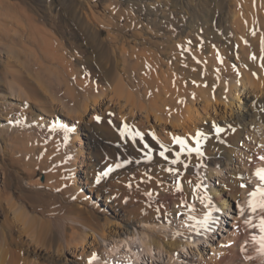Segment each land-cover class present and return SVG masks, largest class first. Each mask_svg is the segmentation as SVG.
Here are the masks:
<instances>
[{"label":"rangeland","instance_id":"1","mask_svg":"<svg viewBox=\"0 0 264 264\" xmlns=\"http://www.w3.org/2000/svg\"><path fill=\"white\" fill-rule=\"evenodd\" d=\"M158 2L173 5L174 10H160L159 19L166 20L167 17V22L161 25L162 28H153L149 26L148 20L154 16L151 14L153 4ZM7 4H10V8L6 7ZM217 4L222 5V9ZM234 9L238 11L236 18L242 26L244 23L259 25L257 30L252 28L248 32L252 38L258 39L261 28L264 27V0H0V115L10 114L15 118L12 125L8 124L9 121L0 119V229L6 226L7 218L13 222L15 214L18 216L26 209L23 213L26 215L27 212V217H35L37 221L33 222L34 228L44 222L46 230L51 233L59 220H62L68 226V233H92L89 227L68 219L79 216L90 220L87 212L79 211L92 209L96 210L98 220L90 221V226L109 234L121 221L120 206L133 201L135 191L143 196L141 202L151 197L149 194H182L184 197L182 196L181 206L178 208L180 213L171 217L166 214L171 209V204L160 200L155 202L156 199L153 202L155 211L162 212L163 219L168 220L165 224L136 222L134 230L140 236L122 234L104 239L98 234L96 238L89 234L88 241L93 243L84 244L79 248L78 254L68 253V258L80 259V262L84 261L86 264H212L214 256L221 254L222 248H228L233 238L243 231L247 237L246 249L264 264L260 241L264 233L258 227L264 213L259 210L252 213L248 203L250 199H256L250 196L259 184L254 175L255 169L264 168V161L259 159L264 156V121L262 124L259 122L255 126L250 125L249 130L242 134L243 139L239 137L241 141L236 139V135L232 137H235L234 140H221L213 135L199 138V145L194 138L200 126L190 122L191 129L184 133L185 137L182 139L186 141L188 148L199 147L200 153L187 150L181 152L180 145L170 153L161 148V140L171 141L170 145H173V137H179L181 130L171 122L162 123L152 114L147 117L144 111L131 108L126 97L121 98L114 92L115 83L110 81L115 74L116 77L121 76L126 80L124 83L127 89L137 100L145 105L149 104L148 106H151L150 102L160 98L168 99L169 105L160 110L165 112L163 116L168 111L183 113L185 106H192L191 102H182V98L178 99L175 95L168 97L160 93L157 97L152 92L153 84L146 93V84L150 86L154 78L162 84L166 83L167 88L175 85L174 81H170L172 73L167 71L168 58L162 51L167 46L165 40L169 37L160 36L164 33L173 35V40L181 47L192 46L193 41L202 42L203 36L212 38L211 33L218 30L226 33L230 30L228 34L234 37L235 28L231 25V21H234L231 15ZM218 17L222 19L218 20ZM190 19L193 20L194 27L188 28L186 23ZM36 28L39 29V34L34 32L37 31ZM109 35L119 39L116 41ZM249 38L252 39L248 37L245 44L251 46ZM216 40H213L215 45ZM239 47L241 45L236 43L235 49ZM195 49L193 46V50ZM231 63L237 66L235 61L232 60ZM71 67L73 69L69 71ZM245 68H250L251 76L254 74L252 77L258 89L263 88L264 64L257 70L247 65ZM41 70L46 75L38 73ZM172 72L178 74L176 71ZM21 77L26 81H33L38 92L34 94L20 84ZM129 79L132 81H128ZM200 84L203 83L196 87L197 92L194 91L193 96L198 98L194 108L199 109L200 117H203L207 112L202 109L204 94ZM204 85L215 96L209 84ZM21 86L25 91L20 90ZM188 87L192 92L194 87ZM11 93L18 94L22 101L15 102L9 98ZM258 95L264 99L263 92ZM33 96L39 98L44 107L55 111L57 116L52 115L51 118L38 110L29 101ZM94 98L100 102L97 106L93 104ZM87 103L89 108L95 106V109L87 111ZM235 105L232 108H239V104ZM224 107H221L222 110ZM262 107L263 105H259L256 109V117L262 115L264 120ZM240 110H244L243 104ZM215 114L216 112L211 111L210 117ZM96 117L100 119L97 120ZM73 125L76 134L73 133ZM162 151L164 156L160 155ZM92 185L98 192L111 194L119 185L126 192L125 195L118 194V204L111 206L110 202L97 200L96 194L89 191V186ZM217 191L226 192L223 204L215 198ZM179 198L181 197L178 196ZM208 212L212 213L211 219L205 224ZM212 223L215 226L213 233L205 234ZM23 226H15L13 231L27 247L31 231L24 232ZM198 229L202 233L196 232ZM150 234L154 239H182L185 247H179L171 254L167 247L149 245L154 240ZM96 241L104 246L101 252L97 246H93ZM117 241L121 246L114 251L110 247ZM140 242L143 243L142 246ZM126 243H129V247ZM39 248L46 257L55 261L61 258L52 249ZM138 252H142V256L135 260ZM149 252H153L151 258ZM22 256L32 258L38 264L51 263L47 258L25 250H22Z\"/></svg>","mask_w":264,"mask_h":264},{"label":"bare ground","instance_id":"2","mask_svg":"<svg viewBox=\"0 0 264 264\" xmlns=\"http://www.w3.org/2000/svg\"><path fill=\"white\" fill-rule=\"evenodd\" d=\"M218 4H220V3H218ZM7 6H9V8H10V4L9 5L7 4L6 7ZM172 6L173 5H170L168 3H163V2H158V3L153 4V7L151 8L153 11L151 10V12H152L151 14H153L154 16H151L149 18V20H148L149 26H151L153 28H154V26L156 28H158V27L162 28L161 25L167 22V17H165L166 20H160L158 12L160 10H162V9H167L169 11H173L174 9H172ZM175 6H177L176 3H175ZM218 6H219L220 9H222V5H218ZM237 13H238V11L236 9L232 10V14L231 15H232V18L234 19V21L233 20L231 21L232 22L231 25L233 26V28H235L234 29V35H235L234 37L231 36L230 34H228L230 32L229 29H228L229 32H227V33H226V31L219 32V30H218V32H215V33L212 32L211 33L213 39L210 36H207V38L203 36L202 37L203 41L200 40L202 42H198L197 43V42L193 41L192 43H194V45L189 46V47L183 45L181 47L179 45V43H176V41L173 40V37H172L173 35H171V34L168 35V34L164 33L163 35L160 36V37H169V38H167L165 40V45L167 44V46H165V48L162 49V51L167 55L166 56L168 58L167 71H171L172 78H171L170 81H172V82L174 81L175 85H174V87L172 86L173 88H167L166 83L162 84L161 81H158V80H156L154 78V80L151 82L150 86L148 84H146V86H145L146 87L145 88L146 89V93L151 90L152 84H153V88H152L153 91L152 92L157 97H159L160 93L161 94H165L168 97H170V96L172 97L173 95H175V96H178V99L182 98V102L185 101V100L191 102L192 106H185V109H184L183 113L175 114V113H172L171 111H168V112H166V116H163V114L165 112H161L160 110H161V108H166L169 105V104L167 105L168 99L167 100H165V99L161 100V98H160L158 100H155L154 102L153 101L150 102L151 106H148L149 104L145 105L141 101L137 100L135 95L133 93H131L130 90L127 89V87H126V85L124 83V81H126V80L124 78H122L121 76H117L116 77V74H115V76H111V79H110V81H114V83H115V87L116 88H115L114 92L121 98L122 97H126L125 100H126L127 103H129L131 105V108L139 109V110L144 111L147 114L146 115L147 117L152 114L154 116V118H156L158 121H160L162 123L171 122L174 125H176V127L181 130V133H180L181 137L179 136V138H181V139L185 137L184 133L190 131V129H191L190 128V122H192V123H194V125L200 126L199 127V133H203L202 137H204V138L205 137H212L213 135L214 136L217 135L218 137H220L221 140H222V138L229 140L234 135H236L237 136L236 139L239 140L240 139L239 137H241L242 134L244 135V133L249 130L250 125L251 126L252 125L255 126L259 122L261 123L262 121H264L263 118H261L262 115H261V117H256V112H257L256 109H258V106L259 105H263V107H264V99H261L262 97H260V98L258 97L259 96L258 94H260L262 92L264 94V87L262 85L261 87H263V88L259 87V89H258V85L254 84V80L255 79L252 77L254 74L252 73V76H251L250 71H249L250 68L249 69L245 68V65H247V66H250L251 68H253V70L254 69L257 70L264 64V46H263L264 45V37H263L264 36V27L261 28V34L259 35L258 39H256L255 37L252 38V35H248V32L249 31L251 32L253 30L252 28H254V30H257L259 25L255 24V25L252 26L249 23H244V25L242 26L241 24H239L240 22L237 19L238 18L237 17ZM217 19L219 20V19H222V18L218 17ZM111 21H113V20H111ZM192 21L193 20L190 19L189 23L188 22L186 23L188 28L194 27V25L192 24ZM214 21H216V20H214ZM108 22H110V21H108ZM117 23H118V21H117ZM229 24H230V22H229ZM242 24H243V22H242ZM246 24H248V25H246ZM121 26L122 25H121V22H120V27ZM33 27L35 28V25ZM36 29H37V31L34 30V32L36 34H39V29L38 28H36ZM116 34L118 35V33H116ZM231 34H232V31H231ZM110 37H113L116 41L119 39L118 37H115V36H110ZM248 37L252 38V39L249 38L251 40V42H252L251 46H248V45L245 44V40L248 39ZM45 39H46V37H45ZM214 39L215 40L217 39L219 41V44H217L218 41L216 40L217 43L215 45L214 42H213ZM45 41H47V40H45ZM236 43L240 44L241 47H239L238 49H235L236 48ZM44 44H46V43H44ZM112 45H113V43H111V46ZM193 46L196 47L195 50H193ZM124 51L125 50H123L122 52H124ZM232 60L235 61V63H237V66H235L234 64L231 63ZM66 65H67V63H66ZM71 69H73V68L72 67L69 68V71ZM42 70L38 71V73L39 72L42 73L43 72ZM163 71L164 70H162L161 72H163ZM172 71H176L178 74H174ZM36 73H37V71H36ZM43 74L44 73H42L41 75L43 76ZM259 74L261 75V73H259ZM44 75H46V73ZM21 78L22 79H20V80H22V81L20 82V84L22 83V85L25 86V88L26 87L29 88L31 90V92H33L34 94L38 92V88H37L36 84L33 81H26L27 79L25 80V79H23V77H21ZM191 79H195L197 81H191ZM128 81H132V80L129 79ZM256 82H258V81H256ZM67 83H68V81H67ZM83 83L84 82H82V84ZM199 83H203L202 85L200 84L202 86V92L204 94L203 101L201 100V103L204 104L202 109L207 112V114L204 115L203 117H200V112H199L200 110L194 108L195 105H196L195 101L198 102V98H197V96H193V95L195 94L194 91H195L196 87H199L198 86ZM204 83L209 84V86L213 89V92H215V96L208 89H206V87H204L205 86ZM262 84H264V82ZM188 85L194 87L192 92H190L191 88H189ZM23 86H21L20 90L25 91L23 89ZM99 89H101V88H99ZM195 92H197V91H195ZM98 95H99V93H98ZM9 98L14 100L15 102L22 101L21 98L19 97V95L18 94L15 95L14 93H11L9 95ZM29 101H31L34 105H36L38 110L42 111L43 114H45V115H47L49 117H51L52 115L53 116L54 115L57 116L56 115L57 113L54 114L55 111H52L51 108L48 109V108L44 107V104L42 103V101L39 98H37L36 96L35 97L33 96V98L31 97L29 99ZM10 103H12V102H10ZM99 103L100 102H98L96 100V98L93 99V104L95 106H97ZM12 104H14V103H12ZM63 104H62V106H63ZM235 104H239V108H237V109L232 108L233 106H236ZM242 104H243V108H244L245 111L244 110L243 111L240 110L242 108ZM74 106H76V105H74ZM89 106H88V103H87V105H85L87 111L88 110L91 111V109H95V106L91 107V108H89ZM222 106H225L224 110H222L223 109V108H221ZM170 108H171V106H170ZM229 108H230V111H229ZM218 110H219V112H218ZM211 111L216 112V114L213 117L212 116L210 117ZM169 113H171L170 116H169ZM9 115L10 114H7V115L1 114L0 115V119H3L5 121H9L8 124L12 125L15 122V118H13V116L11 117ZM26 118H28V116ZM50 120H52V119H50ZM262 123H264V122H262ZM9 127H11V126H9ZM216 127L221 128L223 131H221L220 133H216V131H215ZM87 128H88V126H87ZM72 129H73V133L76 134L77 131H75L74 125H73ZM259 130H258V132H259L258 134L261 133ZM173 139H174V137H173ZM234 139H235V137L232 138V140H234ZM260 139H262V138H260ZM151 140H152V138H151ZM195 141H196V139H195ZM239 141H241V140H239ZM162 142H166V143H163V145L166 146L165 148L168 149V152H170V153H172L173 148H175V147H177L179 145L178 143L170 145L171 141H168V140H161V144H162ZM230 142H232V141H230ZM224 144L227 145V143H225V142H224ZM230 144H232V143H230ZM228 146L231 147V145H229V144H228ZM233 148L235 149L236 147L234 146ZM222 149H224V148L222 147ZM207 151H206V153H208ZM233 152H235V150H233ZM228 154H230V153H228ZM214 156H216V155H214ZM75 160L77 161V158H75ZM226 161H228V160H226ZM259 162H257V163H259ZM216 163H218V162H216ZM218 168H220V167H218ZM185 174H187V173H185ZM95 177H97V176H95ZM253 177L255 178V176H253ZM207 178H209V177H207ZM191 179H193V178H191ZM84 183H86V182H84ZM128 183L129 182H127V184ZM162 184H164V183L162 182ZM119 186H118V188L116 190L117 193H116V191L114 193H111V194L100 192V191L98 192V191H96V187H94L93 185L89 186V191L91 193H93V194H96L97 200H99V201H107L108 203L110 202V205L112 206V205H115L116 203L118 204V202H119L118 201V194H119V196L121 194L125 195V192H126L125 188L124 187H123L124 189L122 187L119 188ZM133 187H134V185H133ZM229 188H230V186H229ZM236 188H238V187H236ZM243 190L244 189H242V191ZM246 190H248V188ZM228 192H230V191H228ZM233 193H234V191H233ZM133 194H134V199H132L133 201H131L128 205H121L120 206V207H122L121 208V216H120L121 217L120 218L121 221L119 222L118 226H115L114 229L112 228V230L110 231L109 234L101 233L97 229H95L92 226H90V224H89L90 221L98 220L97 216L95 215V213H96L95 211L96 210H92V209L87 210V211H85V209H82V210L79 211V213L87 212L88 215H89V219L90 220H86V218L79 217V216L78 217H74V216L72 217L71 216V217L68 218L72 222L80 223V224H82L85 227H89L92 230V233H87V234L81 233V231L79 233H77V232L68 233V231H67L68 230V226L62 220H59L60 222L56 226L55 230L51 231V233L47 231L48 229L46 230L45 223L42 222V221H41L42 223H39L40 225L38 226V228H34L33 222L34 221L37 222V221H36L35 217H32V216L27 217L26 216L27 212H26V215H25V213H23L26 209L23 212H21V214H19L18 216L15 214V216H14L15 221H13V222L11 220H10L11 221L10 222L8 220V218H7L6 221H5L6 222V226H4V228L2 230L0 229V264H38L32 258H23L24 256H22V250L23 251L25 250L27 253H30V254H33V255H36V256L37 255H41V257L43 256V257L47 258L48 260H50L51 263H56V264H86V262H84V261L80 262V259H69L68 258V253L78 254L79 248L83 247L84 244H86V245L92 244L93 243L92 241H90V240L88 241V239H89L88 235L89 234L95 235V238L98 235H100L104 239H106L108 237H110V238L111 237H115V236L119 237L122 234H128V235H132L133 234V235L137 236L139 234H138V232L136 230H134V226H135L136 222L137 223H139L140 221H143V223L144 222L145 223H147V222H149V223L150 222L151 223L152 222L153 223H164L165 221L168 222L167 219L166 220H164L165 218L163 219V213L162 212L155 211L154 206H153V202L155 201V199H156L155 202H157V200H160L162 202L165 201V202H168L169 204H171V209L167 210V212H166V214H169V216L171 217V216H174V215H177V214L180 213L178 208L181 206V201H182V198L184 197L182 194H175V193H174L175 195H171L170 193H163V194H158V196H152L153 194H149V195H151V197H147L146 196L147 200L145 202L144 201L141 202L143 200V196H141L138 191L137 192L135 191V193H133ZM145 195H147V193ZM225 195H226L225 191H217L216 195H215V198L218 201H220L221 204H223V202L225 201V199H224ZM178 196L181 197V198L178 199ZM187 196H189V195H187ZM108 199H109V201H108ZM158 204H160V203H158ZM161 204H163V203H161ZM169 204H167V205H169ZM63 208H65V207H63ZM193 208H195V207H193ZM217 209H219V208H217ZM221 210L223 212H225L223 208H221ZM18 211H20V210H18ZM14 213H16V212L14 211ZM17 213H19V212H17ZM208 213L212 214L211 212H208ZM29 215H30V213H29ZM44 216H46V215H44ZM52 218H53V216H52ZM37 225H38V223H37ZM15 226H18V227L23 226L24 232L31 231V233H30V235H31L30 237L31 238H30V240H28V243H26L28 245L27 247H25L26 245L24 244V242H22L20 240V238H17L14 235V231L13 230L15 229ZM161 226H164V225H161ZM214 228H215L214 223H212L211 226H209L208 230H206L205 234L211 235L213 233V229ZM155 229H157V228H155ZM200 230L201 229H198V230H196V232H198V233L201 232L202 233V231H200ZM96 234H98V235H96ZM106 235H107V237H106ZM147 237H148V235H147ZM156 237H158V236L156 235ZM245 237H246V234L243 231H240L238 233V235L233 238V241L230 243L228 248H224V249L222 248L221 250H223V252L221 254H218V255L214 256V261H213L212 264H263V263L259 262L249 252V250L246 249L247 243L245 241ZM138 238H141V237H138ZM199 238H201V237H199ZM151 239H154V237L152 236ZM151 239H149V240H151ZM246 239H247V237H246ZM100 244L101 243H98L96 241V244H94L93 246L94 247L97 246L96 248H98V250L101 252L102 249L104 248V246L100 245ZM140 244H141L140 246H142L143 243L140 242ZM148 244L153 246V247L154 246L160 247V248H163V246L165 248L167 247L168 252L171 253V254L177 248H179V247L184 248L185 247L184 246L185 243L182 242V239L179 240V238L178 239H174L173 238V240L172 239L171 240L163 239V237H162V239L155 238L154 240H152ZM120 246H121V243H118V241H117L110 248H112V250L115 251L116 248H117V250H119L118 248ZM126 246L129 247V243H126ZM182 246H184V247H182ZM39 247H44V248L47 247V249H52L55 252V255H58L59 257H61L60 258L61 260L58 259V260L55 261V260H53V259H51L49 257L44 256L43 250L40 249ZM150 248H152V247H150ZM145 250L147 251V248ZM140 251H141V249H140ZM143 251H144V249H143ZM151 253H153V252H151ZM151 253L149 252L150 258L152 256ZM113 254H115V252ZM262 254L264 255V251H263ZM141 256H142V252H140V253L138 252L137 255H135V260L140 259ZM173 256H175V255H173Z\"/></svg>","mask_w":264,"mask_h":264},{"label":"snow or ice","instance_id":"3","mask_svg":"<svg viewBox=\"0 0 264 264\" xmlns=\"http://www.w3.org/2000/svg\"><path fill=\"white\" fill-rule=\"evenodd\" d=\"M97 120L100 119V117H96ZM216 133H220L221 131H223L221 128L216 127L215 129ZM137 135H140V133H137ZM203 136V133H197L196 137L194 139H196V143L197 145H199V138H201ZM174 142L178 143L180 145V150L181 152L187 150L188 152H192L195 151L197 153H200V148L197 147L195 149L192 148H188L187 147V143L185 140L176 137L174 138ZM161 148L164 149V151H168V149L165 148V146L163 144L160 145ZM145 147H147V145H145ZM164 151H162L160 153L161 156H164ZM179 156V153L177 154ZM165 159H167V157H165ZM260 160L264 161V156L259 157ZM176 161H173V163H175ZM169 171H171V169H169ZM107 173H105L106 175ZM255 176L257 177L259 184L256 187V189L254 191H252L250 193V196L256 199H250L249 200V207L252 211V213H256L258 210L261 213H264V168H258L255 171ZM97 183H99V177L97 178ZM245 185H241V187H244ZM241 214L243 215V209H241ZM211 218L210 214L208 215V217H206L205 220V224H207V221ZM246 223H250V221H245ZM260 232L264 233V215H261L260 217V224L258 225ZM260 241H261V249L262 251H264V235H262L260 237Z\"/></svg>","mask_w":264,"mask_h":264}]
</instances>
